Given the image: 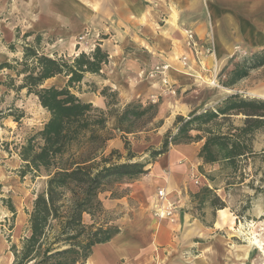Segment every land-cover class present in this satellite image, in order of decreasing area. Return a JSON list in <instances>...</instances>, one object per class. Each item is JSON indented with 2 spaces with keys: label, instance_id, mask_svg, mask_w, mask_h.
<instances>
[{
  "label": "trees",
  "instance_id": "trees-1",
  "mask_svg": "<svg viewBox=\"0 0 264 264\" xmlns=\"http://www.w3.org/2000/svg\"><path fill=\"white\" fill-rule=\"evenodd\" d=\"M33 35L32 43L22 45V59H15L22 67L16 72L22 76L21 82L16 85L10 78L7 86L17 92L26 89L28 94H34L49 113L43 126L27 138L19 151L26 172L44 171L47 181L34 200L29 218L30 235L23 240L21 248H12L13 264H84L95 245L109 242L121 232L117 225L97 221L98 216L107 213L99 196L102 186L111 179H132L148 173L147 166L167 153L171 144H183L182 139L204 140L198 154L202 162L223 163L232 172L250 159L264 161V152L253 149L255 134L264 130V99L239 93L227 96L216 107L200 114L189 118L178 116L176 133L168 132L160 149L150 148L145 161H133L138 154L132 150L128 135L137 132L136 125L143 118L156 117L159 105L131 101L117 107L116 92L107 94L111 90L109 86L100 89V94L107 99V109L84 101L76 92L99 91L96 83L87 81L86 77L88 74L104 76L102 68L109 62V53L97 44L93 50L82 51L72 58L56 52L52 56L41 52V43L46 38L42 33L27 31L22 38L26 40ZM11 48L15 45L11 44ZM235 61L232 58L224 70L226 86H233L252 70L264 67V48ZM4 68L15 69L8 62L0 64V69ZM57 76L66 79L64 85H45ZM85 84L90 88L83 90ZM235 116H242L241 125L234 124ZM223 123L228 124L226 131ZM162 124L161 120L155 128ZM113 131L121 133L126 155L117 149L107 153ZM192 131L201 134L192 136ZM122 158L125 161L121 162ZM213 191L205 187L203 194L191 196L198 198L202 206L207 195L213 194L211 206L225 208V202ZM256 191H264V187L259 186ZM8 206L15 214V208ZM85 214L91 217L92 223H85Z\"/></svg>",
  "mask_w": 264,
  "mask_h": 264
},
{
  "label": "crops",
  "instance_id": "crops-1",
  "mask_svg": "<svg viewBox=\"0 0 264 264\" xmlns=\"http://www.w3.org/2000/svg\"><path fill=\"white\" fill-rule=\"evenodd\" d=\"M17 28L24 32H40L52 39L49 45L53 47L54 53L76 51L77 38L80 36H84V39L80 42L79 52L91 51L99 44L109 53V62L102 68L104 76L88 74L87 77L94 79L100 89L104 86L113 88L122 100H147L158 93V84L140 75L161 60L172 61L175 69L170 75L176 88L188 86L204 75L197 66L185 68L176 60L187 53L184 42L186 29L193 30L201 44L214 49V55L209 59L212 75L204 78L207 83L206 78L211 79L219 65L232 56L252 54L263 49L264 0H0L2 36L12 40ZM189 69L194 70L193 76L183 73ZM60 77L47 80L45 85L56 84L55 80ZM63 79L65 83L66 79ZM169 94L174 107H178L179 111L188 110L176 92ZM79 96L98 107H106L105 97L99 92H84ZM168 109L165 103L160 105L161 112ZM166 127L168 124H163L160 131H165ZM157 137L161 138V132H158ZM200 148V143L175 145L166 153L167 162L170 163L172 159H193L198 156ZM175 165L174 169L183 176L180 172L184 171V165ZM146 177L143 181L135 179L130 185L129 197L141 203V206L146 196L152 194L154 185L160 188L165 184L175 187V181H179L176 174L151 182L148 179L152 175L147 174ZM176 192L178 194L172 192V195L183 201L179 210V223L161 220L154 215L156 192L152 196V212L132 221L109 242L95 245L84 264L187 263L181 256L183 251L175 229L186 223L189 214L183 205L190 203V195L187 187H179ZM124 200L127 201V197L109 200L104 204L112 208L119 203L124 204ZM226 210L219 209L221 218L222 211ZM187 221V227L191 228V223ZM196 224L202 230V225ZM114 243L116 247L113 249ZM193 262L197 264V257Z\"/></svg>",
  "mask_w": 264,
  "mask_h": 264
},
{
  "label": "rangeland",
  "instance_id": "rangeland-1",
  "mask_svg": "<svg viewBox=\"0 0 264 264\" xmlns=\"http://www.w3.org/2000/svg\"><path fill=\"white\" fill-rule=\"evenodd\" d=\"M24 33L23 30L17 28L16 34L20 35L19 39L15 36L12 40H9L7 37H3L0 31V64L8 62L17 69H0V264H13V246L21 248L23 240L30 235L29 218L34 200L45 188L47 181L44 171L37 174L26 172L19 151L27 138L34 135L43 126L49 117V113L41 106L34 94H28L26 89L17 92L7 86L10 78H13L16 85L21 82L22 76H18L16 72L21 70L22 67L16 63L15 59H22V45L26 42L32 43L35 39L33 35L25 40V38H22ZM11 44L15 45L14 49L11 48ZM80 48L81 45L77 44L74 52L62 53L57 51L56 53L62 57L72 58L78 54ZM40 49L41 52L53 56L54 49L49 45L47 38L42 41ZM248 55L250 54L234 55L219 65L217 75L215 74L217 85L204 82L205 77H211L213 70L212 64L208 60L206 62L207 71L204 72V75L199 76L198 81L195 80L188 86L176 88V94L181 97L180 102L188 109L186 111H179L178 107H174L171 100H169V92L162 94L159 88L158 93L153 94L151 99L132 100L141 101L145 105L149 102L159 105V112L156 117L152 120L149 117L143 118L136 125L137 132L128 135L132 150L138 154L133 161H145L149 157L150 148L160 149L165 135L170 131L173 134L176 133L175 122L180 115L189 118L192 114H200L216 107L219 102L233 93L264 99V67L252 70L246 78L233 86H226L223 83L226 80L224 70L228 62L232 58L236 60L235 62L243 60ZM140 76L146 79L143 75ZM86 80L94 82L91 77H87ZM55 83L62 85L64 79L60 77L55 80ZM89 88L86 84L83 86V90ZM98 92L100 93V87L99 91L95 93L98 94ZM112 92H116L115 98L119 101L117 107L131 102L122 100L113 88L107 94L110 95ZM76 93L81 95L84 92ZM105 101L107 102L106 98ZM163 103L169 108L166 112L160 111V105H163ZM103 109H107V107ZM232 119L235 125H241L242 116H235ZM161 120L163 124H168L163 132L160 131L163 124L155 128ZM219 121L221 122L222 118H219ZM112 122L110 126H112ZM227 125V123H223L222 128L224 131L227 130ZM158 132H161L160 139L157 137ZM113 134L114 138L108 142L107 153H110L112 149H117L123 155H126L127 150L121 133L113 131ZM197 134L201 133L198 131L191 132L192 136ZM181 141L183 144L200 143L201 147L204 143V140L194 142L182 139ZM174 146V144H171L169 151ZM253 149L258 153L264 152V130L255 134ZM198 157L195 156L193 159L181 158V160L172 159L168 163V157L165 153L147 166L149 171L146 174L132 179L124 177L118 180L106 181L99 196L107 213L98 216L97 221L100 223L108 221L112 225L119 226L121 230L125 229L138 217L152 212V196L160 188L154 185L152 194L149 193L146 196L141 206V203L129 197L131 195V183L135 179L138 181L146 180L147 174L152 175L151 179H148L150 182L157 178H163V176H170L171 174L174 176L176 174L179 181H175V187L168 184L162 185V187L166 186L169 191L174 193H177L176 190L179 187L188 188L190 203L184 204L183 209L189 216H187L186 223L182 224L181 228L175 229V232L179 235V246L183 251L181 256L187 262L185 264H195L193 262L195 257L198 258L204 255L209 257L210 264H241L237 258V251L248 244L246 237L250 234H257L264 241V191H256L259 186L264 187V161L261 158L250 159L241 163L240 169L236 172H232L223 163L205 164ZM123 161H125V158L121 159V162ZM175 164L184 165V171L180 172L183 173V176H180L179 172L174 169L176 168ZM193 176H197L199 184L195 183ZM230 182L233 183L229 184ZM205 187L213 189V193L225 202L227 215L225 214L222 217L225 221L220 217V208L211 206L213 194L207 195L202 206L199 205L198 198L191 196V194L196 193L203 194ZM122 197H127L124 204L119 203L112 208H108L104 204L105 202L107 204L109 200ZM178 199L181 201V198ZM9 204L15 208V214L9 208ZM182 204L183 201L180 205ZM187 220L191 223V228L187 227ZM84 221L87 224L92 223L88 214L84 215ZM197 222L202 225V230L198 229ZM261 256L260 250L256 246H252L249 258L244 264H254L256 261H259L258 263L263 262Z\"/></svg>",
  "mask_w": 264,
  "mask_h": 264
},
{
  "label": "built area",
  "instance_id": "built-area-1",
  "mask_svg": "<svg viewBox=\"0 0 264 264\" xmlns=\"http://www.w3.org/2000/svg\"><path fill=\"white\" fill-rule=\"evenodd\" d=\"M184 35L187 53L178 56L176 60L185 68H190L191 65H194L197 66L201 72L207 71L206 62L214 55L213 47L201 44L197 39L195 32L191 29H186ZM83 39L84 36H80L77 43L80 45V42ZM174 69L175 67L172 61L164 59L153 64L143 76L146 79L157 83L162 94L176 92L175 84L172 82L170 75V72ZM183 73L193 76L194 70L189 69L183 71ZM193 178L195 183L199 184L197 176H193ZM178 198L173 196L172 192L168 191L166 187L159 188L156 193L154 215L158 219H167L172 223H178L179 210L181 208V201Z\"/></svg>",
  "mask_w": 264,
  "mask_h": 264
},
{
  "label": "bare ground",
  "instance_id": "bare-ground-1",
  "mask_svg": "<svg viewBox=\"0 0 264 264\" xmlns=\"http://www.w3.org/2000/svg\"><path fill=\"white\" fill-rule=\"evenodd\" d=\"M216 75H217V71H216ZM206 80L210 84L217 85V82L215 80V74H214V76L211 79H206ZM221 210H223V209H221ZM221 214H222L221 215L222 217L225 216L226 211H222ZM246 239H247L248 244L244 248L239 249V251H238V258H239V260L242 263L245 262L247 260V258H248V254H249V251H250L251 247L252 246H256L260 250V252H261V255H262L261 257H263V262L254 263V264H264V241H263V239L259 238L257 234H254V235L253 234L252 235L250 234V235H248L246 237ZM115 245H116L115 243L112 245L113 249L116 247ZM197 264H210L209 257L207 255L206 256L205 255L204 256H199L197 258Z\"/></svg>",
  "mask_w": 264,
  "mask_h": 264
}]
</instances>
